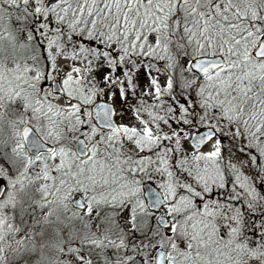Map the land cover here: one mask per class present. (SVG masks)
Wrapping results in <instances>:
<instances>
[{
	"label": "snow or ice",
	"instance_id": "obj_1",
	"mask_svg": "<svg viewBox=\"0 0 264 264\" xmlns=\"http://www.w3.org/2000/svg\"><path fill=\"white\" fill-rule=\"evenodd\" d=\"M0 264H264V0H0Z\"/></svg>",
	"mask_w": 264,
	"mask_h": 264
}]
</instances>
